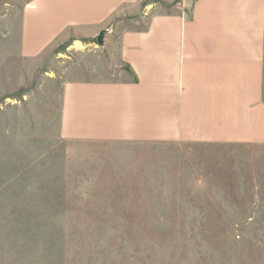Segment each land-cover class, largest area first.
Here are the masks:
<instances>
[{
    "label": "rangeland",
    "instance_id": "374dc122",
    "mask_svg": "<svg viewBox=\"0 0 264 264\" xmlns=\"http://www.w3.org/2000/svg\"><path fill=\"white\" fill-rule=\"evenodd\" d=\"M31 1L0 0V264H264V146L61 140L67 81L130 72L91 38L24 57Z\"/></svg>",
    "mask_w": 264,
    "mask_h": 264
},
{
    "label": "crops",
    "instance_id": "0c3cea01",
    "mask_svg": "<svg viewBox=\"0 0 264 264\" xmlns=\"http://www.w3.org/2000/svg\"><path fill=\"white\" fill-rule=\"evenodd\" d=\"M21 26L24 57L101 36L129 69L63 85V141L264 146V0H32Z\"/></svg>",
    "mask_w": 264,
    "mask_h": 264
},
{
    "label": "water",
    "instance_id": "95a60500",
    "mask_svg": "<svg viewBox=\"0 0 264 264\" xmlns=\"http://www.w3.org/2000/svg\"><path fill=\"white\" fill-rule=\"evenodd\" d=\"M97 41L98 43H101V36L98 37Z\"/></svg>",
    "mask_w": 264,
    "mask_h": 264
}]
</instances>
